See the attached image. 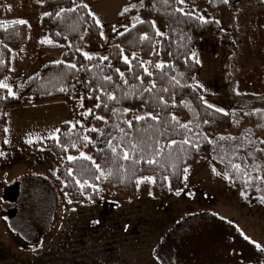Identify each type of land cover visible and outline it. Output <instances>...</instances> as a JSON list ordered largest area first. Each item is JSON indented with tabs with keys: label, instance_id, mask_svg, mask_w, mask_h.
<instances>
[{
	"label": "rangeland",
	"instance_id": "374dc122",
	"mask_svg": "<svg viewBox=\"0 0 264 264\" xmlns=\"http://www.w3.org/2000/svg\"><path fill=\"white\" fill-rule=\"evenodd\" d=\"M141 1L73 0L74 6L87 5L101 27L102 42L88 43L82 53L108 57L114 39L133 27ZM230 13L227 6L218 14L222 30L228 28ZM201 14L208 18L207 12ZM42 16L32 2L12 0L4 6L1 21L24 20L30 27L29 41L13 52L11 73L2 80L14 96L42 66L64 60V51L41 48V41L48 40ZM237 23L234 88L245 99H264V6L249 2L240 9ZM156 28L166 31L163 24ZM194 53L200 64L194 84L202 88L203 100L227 114L248 112L233 105L227 94L223 66L233 51L209 36ZM80 85L71 102L7 110L6 147L0 149V264H264V251L255 246L264 248V207L231 195L226 176L209 159L188 169L180 195L156 197L152 182L145 180L137 184L133 198L103 192L97 201L76 206L61 197L55 163L43 149L36 158L29 157L22 145L53 139V133L57 138L62 124L74 126L77 115L88 113L82 111ZM81 152L90 156L84 150L70 156L80 157ZM15 187L20 195L12 201L7 195Z\"/></svg>",
	"mask_w": 264,
	"mask_h": 264
},
{
	"label": "trees",
	"instance_id": "16d2710c",
	"mask_svg": "<svg viewBox=\"0 0 264 264\" xmlns=\"http://www.w3.org/2000/svg\"><path fill=\"white\" fill-rule=\"evenodd\" d=\"M10 1L0 0V82L11 73L13 52L22 50L30 36L27 23L21 25L15 21H1L4 6ZM23 1L32 2L33 7L43 13L40 24L51 43H44L41 48L64 51V60L42 66L26 80L19 96H10L7 89L0 88V149L6 147V113L9 108L52 101L71 102L80 83L82 111L91 109V114L77 115L79 122L74 126L62 124L57 138L22 145L29 157L36 158L43 149L55 163L59 194L62 197L67 193L71 204L80 206L95 202L103 192L133 198L136 196L137 181L143 177L154 178V196H168L183 188L185 169L195 166L202 159H209L211 165L226 176L227 191L231 195H241L249 206L264 207L259 199L264 196V179H258L264 177V152L257 151L264 149V144L260 143L264 140V99H245L238 95L231 73V64L239 52L236 42L240 35L238 13L251 1L264 6V0H237L227 4L223 0H192L188 6L177 4L176 0H167V3L165 0H142L136 17L138 20L135 19L133 27L114 39L107 60L100 57L86 59L81 51L90 42H102L101 27L88 8L74 6L73 0ZM227 6L231 8L228 28L222 30L217 17ZM72 8L76 10L60 11ZM177 8H183L191 16L176 11ZM57 12H60L59 16ZM206 12L208 18H205V23L199 17ZM156 24L166 26L163 35H157ZM145 34L148 40L141 39ZM209 36L218 37L221 45L233 51L234 54L227 56L223 66L227 94L233 105L248 112L235 110L226 115L208 108L201 99L204 92L194 84L200 64L193 53L202 39ZM133 54L135 60L131 59ZM124 56L129 57L131 66L124 63ZM159 63L164 64L163 69L155 67ZM72 64L76 68H71ZM145 68L152 73L151 76L145 74ZM116 69L124 73L127 84L120 79ZM105 76L112 77V80H105ZM138 76L143 78L142 84L136 78ZM152 82H155V88L151 92L145 91ZM164 88L168 91H162ZM105 93L114 94L117 99L109 100ZM97 104L101 107L97 108ZM173 104L176 106L173 107ZM257 109L262 111L257 112ZM142 113L156 115L159 119L135 121L134 117ZM173 115L181 124H188L191 131L173 122ZM97 116L103 117V120L96 119ZM126 121H132L133 127L129 128ZM92 128L98 131H90ZM120 129H124L127 135ZM85 136L90 138L91 143L83 139ZM220 137L235 139L222 140ZM185 139L192 143H182ZM171 140L177 143L168 147ZM250 140L254 143L250 144ZM109 141L118 146V152L129 150V141H132L143 148L145 156L161 146L163 153L155 157V164L149 165L143 160L133 164L131 160L114 157ZM73 144L76 146L73 147ZM80 150L88 152L89 157L105 171L111 169L112 175L97 180L95 176L99 173L91 161L79 156L73 161L68 160V156ZM140 155L138 150L136 156ZM233 164L241 165V170L234 169ZM76 180L81 183L88 180L94 187L86 185L81 189ZM49 191L53 195L52 188L49 187Z\"/></svg>",
	"mask_w": 264,
	"mask_h": 264
},
{
	"label": "snow or ice",
	"instance_id": "6c2138e0",
	"mask_svg": "<svg viewBox=\"0 0 264 264\" xmlns=\"http://www.w3.org/2000/svg\"><path fill=\"white\" fill-rule=\"evenodd\" d=\"M176 2H177V4H183V3H185V0H176ZM228 2H229V0H223V3H225V4H227ZM165 3H167V0H165ZM77 7H85V8H87L88 6L87 5H78ZM75 10H76L75 8H72V9H66V10L65 9H61L60 11L61 12H64V11H72V12H74ZM128 10H129L128 8H125L124 11H128ZM176 11L181 12L184 15L191 16V13L190 12H185L183 8H177ZM45 15H51V13H45ZM56 15L59 16L60 12H57ZM121 15H123V12L121 13ZM135 19L138 20V18H135ZM199 19L201 21L205 22V23L207 22L204 17H199ZM139 22L143 23V21H139ZM14 23L22 25V24H26L27 22L24 21V20H18V21H15ZM96 23L99 24V21L97 20ZM152 24H153V27H155V22L154 21L152 22ZM101 35H102V33H101ZM157 35H163V33L159 32V30H157ZM141 39L142 40H148L149 37L145 34L144 36L141 37ZM41 43H51V41L46 40V41H41ZM121 51H123V50H121ZM84 56H85L86 59H89V60L92 59V56H90L88 53H84ZM193 57H195V53H193ZM102 59L107 60L108 58L107 57H102ZM131 59L132 60L136 59L135 54L132 55ZM123 60H124L125 64H128L129 66H131V60L129 59L128 56H124ZM196 62L199 63V60H196ZM142 63H150V62H142ZM70 67L71 68H76V65L72 64V65H70ZM155 67L163 69L164 68V64L163 63H159V64H156ZM116 71L119 73L120 79L123 80L125 84H127V80L125 79L124 73L120 72L119 69H116ZM144 72L148 76L152 75V73L149 72L147 68L144 69ZM136 78L140 80L141 84L143 83V78L142 77L138 76ZM104 79L107 80V81H111L112 77L105 76ZM172 79H175V77H172ZM176 83L179 84V81H176ZM0 88L7 89L8 90V94L10 96H14V93L12 92V89L9 87L7 82H0ZM153 88H155V82H152L151 87L145 89V91L151 92ZM63 90L64 89H61V91H63ZM162 91L167 92L168 89L164 88V89H162ZM237 94H239V93H237ZM105 95H107L109 100L115 101L117 99L114 94L105 93ZM96 99H99V97H96ZM201 99L203 100V97H201ZM161 100H162V98H161ZM204 103H205V105L208 108H215L216 112L224 113L223 109L218 108V107H216V106H214L212 104H209L206 100L204 101ZM175 106L176 105L173 104V107H175ZM96 107L99 108V107H101V105L97 104ZM105 107H106V105H105ZM113 111L115 112L116 110L113 109ZM125 111H128V110L126 109ZM256 111L257 112H261L262 110L257 109ZM91 112H92V110L89 109L88 110V114H91ZM224 114L227 115V113H224ZM248 114L250 115L251 113H248ZM148 118H151L152 120H158L159 119V117L156 116V115L147 114V115L135 116L134 120L135 121H143V120L148 119ZM96 119L103 120V117L97 116ZM172 121L175 122L176 124H179V126L181 128H184V129H186L188 131H191V129H189L188 124H181L180 121L177 119V117L175 115L172 116ZM105 123H107V121H105ZM126 123H127L129 128L133 127V122L132 121H126ZM205 123H207V121H205ZM5 131H7V129H5ZM90 131H98V129L92 128V129H90ZM120 131L124 135H127V133L124 132V129H120ZM246 131L249 132V133L251 132V130H246ZM56 132H59V129H56ZM51 138H56L55 137V133L52 134ZM83 139L86 142L91 143V140H90V138L88 136H85ZM220 139L223 140V139H235V138H232V137H227V138L226 137H220ZM248 142L250 144L254 143V141H251V140L248 141ZM28 143H32V141L29 140ZM108 143H109V148H110L111 152L113 153L114 157H119V159H121L123 161L131 160L133 164L139 163L141 160H143L144 162H146L149 165L155 164V163H157L155 157L158 156V155H161L163 153V146H161V147L157 148L154 152H152L151 155L145 156L143 148L139 144L134 143L132 141H129V145H130L129 150L121 149L118 152V150H117L118 146L113 145L111 141H109ZM176 143H177V141L171 140L169 145H167V146L171 147L172 145H175ZM182 143L191 144L192 142L189 139H185V140L182 141ZM260 143L264 144V140L260 141ZM72 146L75 147L76 145L73 144ZM149 147H151V146H149ZM193 147L198 148L199 146L198 145H193ZM138 150L141 153V155L139 157L136 156V153H137ZM257 151L264 152V149H257ZM0 155H3V153H0ZM80 158L92 162V164L95 167L96 172L99 173V175L95 176V179L99 180V179H101V177L107 179L108 177H110L112 175V170L111 169L105 171L103 168H101V166L99 164H96V162L94 160H92V157L87 156L85 153L81 152L80 153ZM75 159H77V157L68 156V160L69 161H73ZM232 167L234 169H236L237 171L241 170V165H239V164H233ZM253 167L257 168V169L259 168L258 165H253ZM213 171H215V169H213ZM187 172H188V169H185V173H187ZM71 174H72L71 171H69V175H71ZM258 179H264V177H258ZM145 180L151 181L153 183L155 182L153 177H143V178H141V179H139L137 181V184L139 185L140 183H143ZM247 182L248 181L246 180L245 183H247ZM76 183L80 186L81 189H83L86 185L89 186V187H94V185L89 184L88 180H84L83 183H81L79 180H76ZM65 195H67V193H65ZM176 195H180V192L177 191ZM242 195H244V194L242 193ZM259 199H260L261 203H264V196H261ZM68 202L72 203L71 200H69ZM245 239H248V237L245 236ZM253 243H255V242H253ZM255 246H256L257 249H259L261 251H264V248H262L260 244L257 243Z\"/></svg>",
	"mask_w": 264,
	"mask_h": 264
},
{
	"label": "flooded vegetation",
	"instance_id": "af4514ba",
	"mask_svg": "<svg viewBox=\"0 0 264 264\" xmlns=\"http://www.w3.org/2000/svg\"><path fill=\"white\" fill-rule=\"evenodd\" d=\"M18 188H13V189H11L10 191H9V193H8V198H10V199H14L15 197H16V194H18Z\"/></svg>",
	"mask_w": 264,
	"mask_h": 264
},
{
	"label": "water",
	"instance_id": "95a60500",
	"mask_svg": "<svg viewBox=\"0 0 264 264\" xmlns=\"http://www.w3.org/2000/svg\"><path fill=\"white\" fill-rule=\"evenodd\" d=\"M16 188H18V187H16ZM19 195H20V191H18V194H16V197L14 199H10V198L9 199L14 201L17 197H19ZM7 197H8V195H7Z\"/></svg>",
	"mask_w": 264,
	"mask_h": 264
},
{
	"label": "crops",
	"instance_id": "0c3cea01",
	"mask_svg": "<svg viewBox=\"0 0 264 264\" xmlns=\"http://www.w3.org/2000/svg\"><path fill=\"white\" fill-rule=\"evenodd\" d=\"M23 106H31V107H35V105L29 104V105H22V106H20V108L23 107ZM12 108H13V107H12ZM6 137H7V136H6Z\"/></svg>",
	"mask_w": 264,
	"mask_h": 264
}]
</instances>
